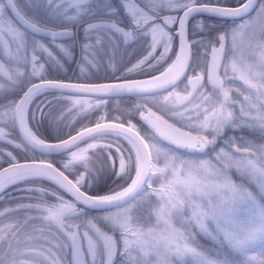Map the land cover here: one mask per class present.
I'll list each match as a JSON object with an SVG mask.
<instances>
[{
    "label": "snow or ice",
    "instance_id": "6c2138e0",
    "mask_svg": "<svg viewBox=\"0 0 264 264\" xmlns=\"http://www.w3.org/2000/svg\"><path fill=\"white\" fill-rule=\"evenodd\" d=\"M0 264H264V0H0Z\"/></svg>",
    "mask_w": 264,
    "mask_h": 264
},
{
    "label": "rangeland",
    "instance_id": "374dc122",
    "mask_svg": "<svg viewBox=\"0 0 264 264\" xmlns=\"http://www.w3.org/2000/svg\"><path fill=\"white\" fill-rule=\"evenodd\" d=\"M69 75H71V72L69 73Z\"/></svg>",
    "mask_w": 264,
    "mask_h": 264
}]
</instances>
